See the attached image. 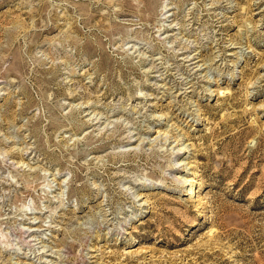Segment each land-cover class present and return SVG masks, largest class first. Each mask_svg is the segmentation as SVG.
<instances>
[{
	"label": "rangeland",
	"instance_id": "1",
	"mask_svg": "<svg viewBox=\"0 0 264 264\" xmlns=\"http://www.w3.org/2000/svg\"><path fill=\"white\" fill-rule=\"evenodd\" d=\"M0 264H264V0H0Z\"/></svg>",
	"mask_w": 264,
	"mask_h": 264
},
{
	"label": "bare ground",
	"instance_id": "2",
	"mask_svg": "<svg viewBox=\"0 0 264 264\" xmlns=\"http://www.w3.org/2000/svg\"><path fill=\"white\" fill-rule=\"evenodd\" d=\"M187 191L191 192L192 191V187H188Z\"/></svg>",
	"mask_w": 264,
	"mask_h": 264
}]
</instances>
